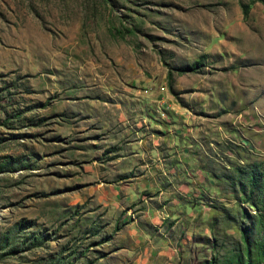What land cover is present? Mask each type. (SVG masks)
<instances>
[{"label":"rangeland","instance_id":"rangeland-1","mask_svg":"<svg viewBox=\"0 0 264 264\" xmlns=\"http://www.w3.org/2000/svg\"><path fill=\"white\" fill-rule=\"evenodd\" d=\"M139 107L159 264H264V0H0V264H133L82 190Z\"/></svg>","mask_w":264,"mask_h":264},{"label":"crops","instance_id":"crops-1","mask_svg":"<svg viewBox=\"0 0 264 264\" xmlns=\"http://www.w3.org/2000/svg\"><path fill=\"white\" fill-rule=\"evenodd\" d=\"M146 109L139 107L133 113L130 128L134 131L129 127L123 128L126 133L132 131L133 138L123 143L116 142L107 150L105 164L101 163L97 178L93 183V180H87L82 190V193L90 195L105 207L107 213L114 214L113 219L120 221L117 233L131 242L130 252L135 250L130 255L133 264H159L162 256L169 257V250L165 246L168 239L162 234L165 214L163 210L157 213L156 204L150 202L153 198L140 193L142 190H155L158 191L157 197L165 193L160 183L149 178L156 176V173L159 175L158 171L161 174L169 171L165 168V159L160 158L157 152L163 141L158 145L159 138L150 129L153 125L152 113ZM171 169L176 171V175L182 173L177 163ZM187 175L185 173V179H188ZM183 183L176 179L169 188L179 189ZM135 200L137 202L133 203Z\"/></svg>","mask_w":264,"mask_h":264},{"label":"trees","instance_id":"trees-1","mask_svg":"<svg viewBox=\"0 0 264 264\" xmlns=\"http://www.w3.org/2000/svg\"><path fill=\"white\" fill-rule=\"evenodd\" d=\"M176 69H177L178 71H186V70H188V69L193 70V69H195V65H194V64H191V65H189V66H187V65H184V66H178V67H176ZM253 204H254V203H253ZM262 252H264V249H262Z\"/></svg>","mask_w":264,"mask_h":264}]
</instances>
